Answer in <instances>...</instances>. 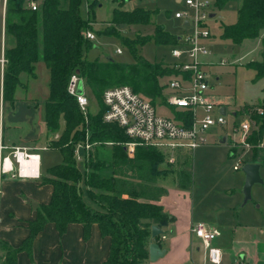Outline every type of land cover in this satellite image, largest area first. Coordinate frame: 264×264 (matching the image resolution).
Listing matches in <instances>:
<instances>
[{
	"label": "trees",
	"instance_id": "obj_1",
	"mask_svg": "<svg viewBox=\"0 0 264 264\" xmlns=\"http://www.w3.org/2000/svg\"><path fill=\"white\" fill-rule=\"evenodd\" d=\"M112 20L103 33L117 35L114 25H146L152 11L143 7L121 9L125 0L116 1ZM44 0L39 9L25 8L24 0H8L5 26L2 100L10 108L15 92L23 85L21 75L36 77V64L42 61L48 70V94L44 101V123L49 148L58 150L62 163L46 169L50 175H40L42 183L52 186L50 200L35 208V218L27 222L29 234L17 248L4 247L6 264H13L18 252H30L34 237L46 223H53L62 235L70 223L82 225L83 237H89L91 225L96 224L102 236L110 239L105 264H142L148 258L151 227H163L171 218L158 204L167 189L159 180L174 175L181 189H190L191 171L189 156L176 158V169L166 163V153L155 147L137 145L133 157H128L122 143L130 138L114 123H105L102 115L103 92L115 86L128 85L133 92L157 105L165 104L160 77L176 74L167 64H153L136 55L139 46L151 39L156 44L174 46L178 35L157 25L152 37L122 44L134 57L132 64H122L110 58L90 61L86 57L91 42L83 36L90 30L89 22L80 16L81 0ZM228 3H236V20L223 26L222 38L233 44L244 40L260 41L264 48V0H216L215 7L222 9ZM91 4L88 5L90 10ZM247 66L255 71V78H264V54L260 61H249ZM77 72L85 80L87 90L97 100L99 109L87 116L85 122L75 99L67 93L69 76ZM264 91V87H263ZM264 110V97L259 102ZM171 109L172 118L184 126H190L192 113L187 109ZM264 129V113L253 115ZM64 128L57 138L60 122ZM89 132L90 143L101 142L89 152L82 164L76 162L73 152L78 142L85 140ZM255 142L256 136L250 139ZM114 144L106 146L104 142ZM120 143V144H118ZM252 161L264 163V150L254 149ZM166 163V165H165ZM165 165V167H163ZM92 203L87 204L84 197ZM159 240V236L156 237ZM0 241V247L2 246Z\"/></svg>",
	"mask_w": 264,
	"mask_h": 264
},
{
	"label": "rangeland",
	"instance_id": "obj_2",
	"mask_svg": "<svg viewBox=\"0 0 264 264\" xmlns=\"http://www.w3.org/2000/svg\"><path fill=\"white\" fill-rule=\"evenodd\" d=\"M66 1L62 0L61 5L65 6ZM90 4L92 9L90 8L89 10L87 5ZM236 5V3H228L222 9L216 10L215 18L210 22L209 26L212 36L210 40L206 41L209 54L215 57L217 61L224 60V65L216 63V65L210 68L209 83L215 100L221 101L227 107L225 116L227 124L223 127L215 126L210 128L207 136L208 144L200 146L191 158V187L184 192L192 194L196 198L208 197L223 192H234L238 197L243 199L241 190L244 183V173L241 169L237 171L233 170L238 157L237 155L231 158L228 156L229 142L227 135L230 131L231 123L240 120V117L232 115L233 111H240L247 105L251 107V105L259 103L264 97V78L256 79L253 68L247 66L249 61L261 60L264 48L261 46L259 40H250L237 45L222 38L223 26L233 23L236 19ZM116 6L117 2L113 0H81L79 6L80 16L88 20L90 31L95 35V39L90 41L91 47L86 52V57L90 61L110 58L122 64H132L134 57L122 44L121 38L134 42L152 37L157 25L163 26L171 34H183L181 22L173 17L174 12L179 9V5L174 0H125L121 9L131 10L135 7H143L151 10L150 22L146 25H114L113 28L117 35H107L103 31L111 24L112 11ZM262 34L264 35V31ZM117 49H120L121 52L118 53ZM136 55L153 64H169L173 61L170 55V46L156 44L152 39L144 45L139 46ZM35 72V78L28 77L25 74L21 75L23 85L18 87L15 92L13 108H10L3 100L0 102V110H2L5 123L7 124L4 133L5 138L14 139L15 142H18L22 146L36 145V143L38 145L39 141L41 142L42 136L46 134L43 107L48 94L47 84L49 74L42 61L36 64ZM215 77H218V79ZM167 80L166 77L159 78V82L163 86L162 92L165 91L164 86H166ZM83 82L85 85L84 79ZM85 94L89 100L88 116L89 113H96L99 105L94 96L87 90L86 85ZM160 102L159 99L156 101L157 113L170 116L171 109L162 106ZM249 109H244L246 112L243 110L241 116L247 114ZM63 128L64 125L61 121L59 129L53 137L57 138ZM32 136L37 139L27 140L28 137L31 138ZM223 136L227 137L225 143H215L216 138ZM49 137L51 136L46 135L45 145L47 148L43 145L44 149H40L43 168L62 163L63 161L62 155L58 150L49 148ZM100 144L101 142H94L92 149L94 146H100ZM104 144L111 146L114 142L106 141ZM40 146L42 147V145ZM185 156L187 155L182 154L177 158L182 159ZM240 156L244 161H249L248 153H243ZM166 163L169 164L167 158ZM169 165L174 169L177 167L176 162L173 165ZM43 175L46 178L50 176L46 170L43 171ZM260 177L262 183L252 186L251 199L246 203V207L260 205L264 209V163H261ZM173 178L174 175L171 174L163 179L171 182ZM2 244L0 247V264H6V258L4 257L5 250L3 248L7 247V245L4 242Z\"/></svg>",
	"mask_w": 264,
	"mask_h": 264
},
{
	"label": "built area",
	"instance_id": "obj_3",
	"mask_svg": "<svg viewBox=\"0 0 264 264\" xmlns=\"http://www.w3.org/2000/svg\"><path fill=\"white\" fill-rule=\"evenodd\" d=\"M44 0H24L27 9L36 11ZM216 0H176L179 9L173 14L181 22L183 34L177 43L170 48L173 61L168 64L177 73L172 74L166 83L168 93L162 106L176 109H187L192 113L190 126H184L170 116L158 114L156 106L141 97L127 85L106 89L102 94L105 123L117 124L130 138L122 143L127 155L133 157L137 145L150 146L163 150L169 164H175L176 158L182 154L192 155L200 146L208 143L210 128L223 127L227 124L226 113H222L223 103L216 101L210 94L209 74L204 69L203 57L209 55L206 41L211 38V16L216 10ZM8 0H0V102L3 94V71L6 64L4 56L5 26ZM88 7V5H87ZM83 36L93 41L95 35L85 30ZM120 53L121 50L117 49ZM224 64V60H220ZM81 84V93L78 92ZM67 93L72 96L87 122L89 100L85 94L83 78L73 72L68 79ZM263 108L259 103L251 105L249 112L233 121L230 125L229 144L233 155L238 157L234 170L243 166L239 152L253 154L254 149L264 150V129L253 115L262 116ZM86 138L74 147L76 162L88 159L94 143ZM57 136V135H56ZM256 136L255 142L251 141ZM6 151V153H4ZM40 155L28 151L27 148L7 147L0 141V182L4 176L39 178ZM190 232L199 239L205 253L206 263L221 264V249L216 245L217 231L203 221L190 225Z\"/></svg>",
	"mask_w": 264,
	"mask_h": 264
},
{
	"label": "crops",
	"instance_id": "obj_4",
	"mask_svg": "<svg viewBox=\"0 0 264 264\" xmlns=\"http://www.w3.org/2000/svg\"><path fill=\"white\" fill-rule=\"evenodd\" d=\"M174 2L176 3V0ZM216 10L218 9L216 8ZM215 15L214 12L211 16L215 18ZM246 41L250 40L243 42ZM203 60L204 69L209 76L211 75L210 68L216 63L224 65L210 54L203 57ZM170 76L165 77L168 79ZM215 78L218 79V77ZM164 89L163 96L165 97L168 89L166 86ZM211 90L210 85L209 94L215 99ZM249 107L250 105H247L240 111H233L232 115L241 117L243 110L249 109ZM222 110L226 113L227 107L223 105ZM244 112L246 111L244 110ZM5 127L7 124L3 112L0 110L1 143L7 147H25L30 152L38 153L41 173L49 168L42 167L40 152V149H44L43 145L46 144L47 131L45 136H42L41 142L38 140V145L36 143V145L22 146L14 139L5 138ZM227 137H218L215 139V143L223 144ZM29 139L36 140L37 138L32 136L27 138V140ZM195 151L192 155H186L192 158ZM228 151L230 158L235 157L233 155L235 151L231 149L229 143ZM243 153L248 152H239L240 155ZM248 155L249 161L243 160L244 163L253 162L251 160L253 155L249 153ZM158 183L167 189L166 195L160 198L158 204L168 213L171 220L160 227L162 234L159 235V240L155 238L154 241L165 249V253L156 261H150L148 257L142 264H210L206 263L205 253L199 239L190 232V225L196 221H203L217 231L218 237L215 243L221 249V264H264V209L260 205L246 207L248 201L242 203L243 199L234 192L196 198L194 195L184 192L188 189L179 188L174 178L171 182L161 179ZM51 194L52 186L42 183L40 177L4 176L0 182V240L8 247H19L29 234L27 222L34 219L36 215L35 207H32L31 202H34L36 206L45 204L50 200ZM84 201L87 204L92 203L86 196ZM109 245V237L102 236L96 224L91 225L89 237L85 239L81 224L70 223L66 231L59 235L53 223H46L34 237L30 252L25 250L18 252L13 264H105Z\"/></svg>",
	"mask_w": 264,
	"mask_h": 264
},
{
	"label": "water",
	"instance_id": "obj_5",
	"mask_svg": "<svg viewBox=\"0 0 264 264\" xmlns=\"http://www.w3.org/2000/svg\"><path fill=\"white\" fill-rule=\"evenodd\" d=\"M213 15V14H211ZM78 92L81 93V84H79ZM224 113V110H222ZM241 171L244 173V183L242 186L243 203H246L251 199V188L254 184H261L262 179L260 177V164L247 162L241 167ZM32 207L36 204L31 202ZM162 234V230L159 226L153 225L150 233V243L148 245V257L150 261H156L162 257L165 253V249L161 248L160 245L154 241V239Z\"/></svg>",
	"mask_w": 264,
	"mask_h": 264
}]
</instances>
